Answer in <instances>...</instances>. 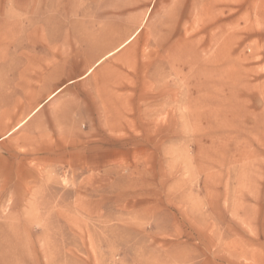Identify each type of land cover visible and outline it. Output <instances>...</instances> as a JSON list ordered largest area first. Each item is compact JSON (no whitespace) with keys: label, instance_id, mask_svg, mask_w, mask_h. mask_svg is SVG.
<instances>
[{"label":"rangeland","instance_id":"rangeland-1","mask_svg":"<svg viewBox=\"0 0 264 264\" xmlns=\"http://www.w3.org/2000/svg\"><path fill=\"white\" fill-rule=\"evenodd\" d=\"M0 264H264V0H0Z\"/></svg>","mask_w":264,"mask_h":264},{"label":"bare ground","instance_id":"bare-ground-1","mask_svg":"<svg viewBox=\"0 0 264 264\" xmlns=\"http://www.w3.org/2000/svg\"><path fill=\"white\" fill-rule=\"evenodd\" d=\"M130 39V38H129ZM131 40V39H130ZM130 40H128L127 42L129 43V41ZM126 42V43H127ZM125 43V42H124ZM122 45V44H121ZM100 61H102V60H100ZM100 61L99 62H97L96 63V65L97 64H99L100 63ZM92 66V65H91ZM94 69V66H92L91 68H89V69H87L88 70V73H90L92 70ZM61 89H59L58 91H56V92H54L53 94H51L50 96H49V99H51L53 96H55L59 91H60ZM41 106H42V104H39L35 109H34V111H33V113H35V112H37L40 108H41ZM6 109V108H5ZM26 120H27V118L24 120H22L16 127H15V129L16 128H19L23 123H25L26 122ZM10 133H12V131H10L8 134H10ZM15 229V228H14ZM17 230H19V229H17ZM22 233V232H21ZM9 234V233H8ZM15 234V233H14ZM18 235H19V233H18ZM10 236V235H9ZM9 238V237H8ZM17 238V237H16ZM10 239V238H9ZM8 239V240H9ZM16 241V240H15ZM11 243V242H10ZM15 246V245H14ZM23 247H25V244H24V246ZM20 248V247H19ZM18 249V248H17ZM16 249V250H17ZM21 249V248H20ZM18 251V250H17ZM16 251V252H17ZM23 254V253H22ZM24 255V254H23ZM14 256H16V257H18V256H20V253H19V255L17 256V253H16V255H14ZM19 259H22V258H20L19 257ZM24 259V258H23ZM5 260V259H4ZM17 262V261H16ZM19 262V261H18ZM21 263H22V261H21ZM25 263V262H24Z\"/></svg>","mask_w":264,"mask_h":264}]
</instances>
